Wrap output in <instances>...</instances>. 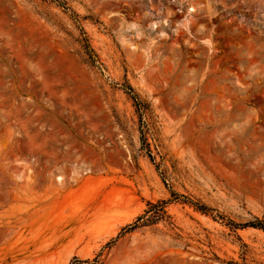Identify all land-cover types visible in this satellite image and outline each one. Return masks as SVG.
<instances>
[{"label": "rangeland", "instance_id": "obj_1", "mask_svg": "<svg viewBox=\"0 0 264 264\" xmlns=\"http://www.w3.org/2000/svg\"><path fill=\"white\" fill-rule=\"evenodd\" d=\"M61 1L0 0V264L91 260L169 189L264 221V0ZM166 210L102 264H264V232Z\"/></svg>", "mask_w": 264, "mask_h": 264}, {"label": "trees", "instance_id": "obj_2", "mask_svg": "<svg viewBox=\"0 0 264 264\" xmlns=\"http://www.w3.org/2000/svg\"><path fill=\"white\" fill-rule=\"evenodd\" d=\"M54 2L57 3V5L59 7L63 8L64 11L67 10V8L65 7V2H63L61 0H54ZM74 17H75V15H74ZM85 42H86V40H85ZM86 49H87V56H88L89 63L92 66H94V64L97 62L96 56L93 54V51L91 49H89L88 45H86ZM124 90L126 91L127 95H129V97L132 100L133 105H134L136 111L139 113V115L144 114L145 110H146V105L139 100V98L133 93V90L128 85H126L124 87ZM144 136H145V131L141 130V139H140L141 149H145L149 153L148 145L146 143V138ZM149 158H150V160H152L150 156H149ZM156 169H158V168H156ZM162 181H163V183L165 182L164 177H162ZM164 185L167 186L166 184H164ZM167 188H169V187H167ZM169 195H170V198L167 200H158L156 202H147L146 208L142 212V214L137 216L130 224L121 228V230L119 231L117 236L114 239H112L111 241H109L108 243H106L105 246L100 250V252L97 255H95V257L93 259L85 260V261H79L76 258H73L70 264H102L101 256H102L103 251L105 249H108L111 245H113V243H115L120 237H123L125 234H129V233H131L137 229H140V228L152 227V226L156 225L158 222L169 221L170 217L167 213L166 208L169 204L177 203V202H180L183 204H188L189 206H191L195 211L199 212L200 214L205 215V216H210L213 220L220 221L235 236H236L237 230H243V229H247V228L260 230V231L264 232V221H262V220H258L255 218L251 222H247V223H243V224L235 223V222L229 220L228 218H226L225 216H222L217 211L210 209V208L206 207L205 205H203L197 201H191L186 196L179 195L173 191H170V189H169ZM242 246L245 247L244 245H242Z\"/></svg>", "mask_w": 264, "mask_h": 264}, {"label": "bare ground", "instance_id": "obj_3", "mask_svg": "<svg viewBox=\"0 0 264 264\" xmlns=\"http://www.w3.org/2000/svg\"><path fill=\"white\" fill-rule=\"evenodd\" d=\"M192 10V9H191Z\"/></svg>", "mask_w": 264, "mask_h": 264}]
</instances>
